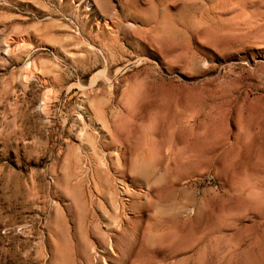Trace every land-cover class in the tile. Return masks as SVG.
Listing matches in <instances>:
<instances>
[{"label": "rangeland", "instance_id": "1", "mask_svg": "<svg viewBox=\"0 0 264 264\" xmlns=\"http://www.w3.org/2000/svg\"><path fill=\"white\" fill-rule=\"evenodd\" d=\"M0 264H264V0H0Z\"/></svg>", "mask_w": 264, "mask_h": 264}]
</instances>
